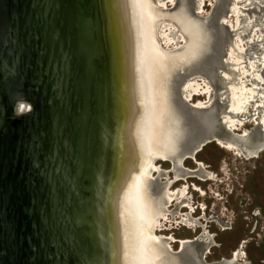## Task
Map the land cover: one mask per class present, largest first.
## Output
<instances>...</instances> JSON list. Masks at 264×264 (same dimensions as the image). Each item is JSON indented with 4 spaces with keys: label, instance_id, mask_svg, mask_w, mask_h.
<instances>
[{
    "label": "water",
    "instance_id": "water-1",
    "mask_svg": "<svg viewBox=\"0 0 264 264\" xmlns=\"http://www.w3.org/2000/svg\"><path fill=\"white\" fill-rule=\"evenodd\" d=\"M137 22V0H0V264H126L130 196L165 159L146 150L147 109L153 149L163 115L189 152L216 138L190 141L182 93L209 53L153 70Z\"/></svg>",
    "mask_w": 264,
    "mask_h": 264
},
{
    "label": "flooded vegetation",
    "instance_id": "flooded-vegetation-1",
    "mask_svg": "<svg viewBox=\"0 0 264 264\" xmlns=\"http://www.w3.org/2000/svg\"><path fill=\"white\" fill-rule=\"evenodd\" d=\"M159 1L166 2V0ZM189 3L191 12L194 11L197 19L208 22L213 34L205 68L190 77V82L193 83L206 82L211 87V94H205L207 99L203 101H191L189 104L197 111L193 114V121L198 127L189 139L193 138L192 140L198 141L207 134H213L216 138L187 157L180 167L174 166L170 161H161V163L169 164V168L157 164L159 171L154 177L159 175L161 183L169 185L167 210L157 232L163 233L158 236L162 238L169 252L177 255L187 264H234L243 252V241L232 253L231 258L208 262L206 259L211 253L213 242L208 238L210 235L207 232L187 238H177L175 233L167 234L166 232L185 228L195 233L197 225L190 222L192 218H180V223H175L176 214L179 211H188V214L208 211L207 203L203 204L195 197L198 195V198H203L208 193H212L215 182L217 184L229 183V168L225 160L216 161V163L214 161L215 165L205 163L202 158L205 148L215 147V151L232 154L236 160L243 163L258 158L264 150V122L260 121L261 112L264 111V0H241L239 2L237 0H209L204 5L209 7V10L204 7L205 13L201 12L200 0H189ZM170 4L167 8L175 9V6ZM233 8H237L238 11L235 12ZM229 20L233 24H230ZM235 21H237V26L233 27ZM165 25L161 28V33H164L163 39H166L168 34L172 40L170 42L166 39L167 41L163 44L165 48L175 47L174 49H177L184 45L185 40L181 32L171 26L172 24ZM243 84L250 90L248 92L252 98L248 96L247 99L250 100L246 110L237 114L232 109L234 100L232 86L241 87ZM196 96L195 94L194 97ZM194 104H203L205 109H198L194 107ZM203 115H210L212 121L204 122ZM230 119L234 121V124L230 123ZM251 122L254 127L260 126L261 141L259 138L253 143L249 141L250 132L245 126ZM202 126L207 130H203ZM212 151V156L215 158L216 154L214 150ZM177 184L180 186L175 187ZM226 191L234 194L229 188ZM191 192L196 196H190ZM223 199H218V201ZM225 224L227 226L228 222ZM195 243H199L200 247ZM175 246H177L176 249L173 248Z\"/></svg>",
    "mask_w": 264,
    "mask_h": 264
},
{
    "label": "bare ground",
    "instance_id": "bare-ground-1",
    "mask_svg": "<svg viewBox=\"0 0 264 264\" xmlns=\"http://www.w3.org/2000/svg\"><path fill=\"white\" fill-rule=\"evenodd\" d=\"M179 1L178 7L176 5L177 9L171 13V10L162 1L155 0L156 7L152 0H146L147 5H145L144 0H137L138 22L136 29L140 38V41H138V50L140 51L141 62L143 63V58L145 57L144 60L147 62L146 66L152 65L153 70H155L157 60H160L161 64H164V67L167 69H171L172 67H190L193 63L200 62L202 56L208 54L211 49L213 34L209 23L197 19L192 14L189 0H185L186 4H184V0ZM175 3L176 0L173 3L174 6ZM167 23L172 24L171 26H174V28L176 27L184 37L185 44L183 43L184 45L177 49H174L175 47L168 49L163 45L161 28ZM144 67L145 65H143ZM190 81L191 79L186 80L182 92L183 100L188 104H191L189 102L191 96L189 97L185 92V87L189 83H193ZM194 83L196 84V82ZM196 88L198 89V87ZM194 107L205 109L204 106ZM239 108L241 109V105ZM152 119L153 113L151 115L150 108H148L143 120V136L147 152H154L156 155L163 154L165 159L161 161H170L174 166L180 167L187 157L195 153V148L189 152V150H185L186 146L183 147L180 144L179 139L181 140L182 137V133L180 132L181 125H179L180 130L178 134H170V136H167L165 129L167 120L164 115L160 120V125L157 130L159 147L151 148L150 133ZM202 119L207 123L210 120L212 121L210 115H203ZM145 120L146 124L144 122ZM202 129L207 130L204 126H202ZM175 137L177 145L174 147L171 141L173 139L175 140ZM158 171L157 163H153L146 171V174L140 179L133 195L130 196V203L128 204L130 219L128 235L133 239L129 242L127 250L125 249L127 255L126 264H181L182 262L171 259L167 246L164 244L162 238L157 235L161 219L167 210V192L169 188V185L161 183L159 175L155 177L156 183L152 184V180H149V177L151 175L152 177L155 176V173ZM144 187H146L147 191L146 198L143 196ZM150 224H154L155 226V232L152 236L148 234V225Z\"/></svg>",
    "mask_w": 264,
    "mask_h": 264
},
{
    "label": "rangeland",
    "instance_id": "rangeland-1",
    "mask_svg": "<svg viewBox=\"0 0 264 264\" xmlns=\"http://www.w3.org/2000/svg\"><path fill=\"white\" fill-rule=\"evenodd\" d=\"M174 1L175 0H166L164 3L166 6H169L170 2L173 4ZM202 1L200 0V8L201 12L205 13L204 5H206L209 0ZM237 1L239 2V0ZM184 4H186L185 0ZM205 9L209 10V7H205ZM233 9L236 12L238 11L237 8ZM229 23L233 24L231 20H229ZM236 26L237 21L234 22L233 27ZM162 35L164 37V33H162ZM166 39L170 40V42L172 41L168 34L166 35ZM166 39H163V44L167 41ZM239 47L241 48V45ZM237 60L238 59H236V61ZM196 87H198V89ZM239 88L240 87L236 85L232 86V97H234L232 108L237 114L246 110L247 103H249L250 100L247 99L248 96L252 98V95L248 92L250 90L244 84L240 88L242 90ZM185 92L189 97L191 96L189 98L190 103L191 101L196 102L197 100L203 101L207 99L205 94L210 95L211 87L205 82H197L196 84L189 83L185 87ZM194 94L197 96L194 97ZM184 104L188 105L186 103ZM199 105L194 104V106ZM240 105L242 110L239 108ZM229 121L231 124H234L232 119ZM260 121L262 123L264 122V111L261 112ZM191 122L193 128L198 130L194 121ZM235 126H233V128H235ZM245 128L250 132L249 141L251 143L255 142L258 138L260 141L262 140L260 126L254 127L251 122L247 124ZM212 150H214L216 154L215 158L212 156ZM215 150V147L205 148L202 158L207 164L214 163V161L216 163V161L224 159L229 168V183L217 184L215 182L213 185L214 194H212L213 192L211 190L212 193H208L207 196L203 198H198V195L196 196L192 194V192L190 193V196H196L195 199L197 201L203 204L207 203L209 209L208 211H197L195 214H188V211H179V213L176 214L175 223H180V218H192L190 222L197 225L195 233L185 228L167 231L166 233L171 234L173 232L177 238H187L207 232L210 235L208 238L213 242V247L210 250L211 253L206 259L208 262L220 261L222 258H231L232 253L238 249L243 241V252L234 264H264V150L259 154L258 158L250 159L245 163L236 160L235 156L232 154L217 152ZM157 164H162L164 168H169V164L161 163V161L157 162ZM179 186L180 184H177L175 187ZM228 188L230 191H233L234 194H229L226 191ZM221 198L224 199L218 201V199ZM177 216L179 218H177ZM226 222H228L227 226L225 224ZM204 229H206V231H204ZM160 234L163 233L157 232V235ZM195 245L200 247L199 243H195ZM173 248L176 249L177 246Z\"/></svg>",
    "mask_w": 264,
    "mask_h": 264
},
{
    "label": "clouds",
    "instance_id": "clouds-1",
    "mask_svg": "<svg viewBox=\"0 0 264 264\" xmlns=\"http://www.w3.org/2000/svg\"><path fill=\"white\" fill-rule=\"evenodd\" d=\"M32 105L27 102L26 100L17 101L16 104L13 107V114L14 116H21L25 114L26 110L30 111L32 110Z\"/></svg>",
    "mask_w": 264,
    "mask_h": 264
}]
</instances>
